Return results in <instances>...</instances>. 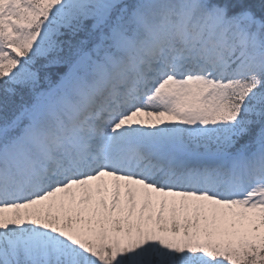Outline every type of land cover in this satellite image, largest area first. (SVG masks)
Returning <instances> with one entry per match:
<instances>
[{"label": "snow or ice", "instance_id": "obj_1", "mask_svg": "<svg viewBox=\"0 0 264 264\" xmlns=\"http://www.w3.org/2000/svg\"><path fill=\"white\" fill-rule=\"evenodd\" d=\"M0 264H264V0H0Z\"/></svg>", "mask_w": 264, "mask_h": 264}]
</instances>
